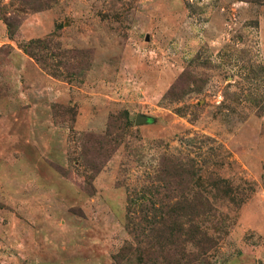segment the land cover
Wrapping results in <instances>:
<instances>
[{
	"label": "rangeland",
	"instance_id": "obj_1",
	"mask_svg": "<svg viewBox=\"0 0 264 264\" xmlns=\"http://www.w3.org/2000/svg\"><path fill=\"white\" fill-rule=\"evenodd\" d=\"M123 250L264 264V0H0V264Z\"/></svg>",
	"mask_w": 264,
	"mask_h": 264
},
{
	"label": "trees",
	"instance_id": "obj_2",
	"mask_svg": "<svg viewBox=\"0 0 264 264\" xmlns=\"http://www.w3.org/2000/svg\"><path fill=\"white\" fill-rule=\"evenodd\" d=\"M34 43H36L35 41L34 42H32V43H30V44H28L27 46H26V51H28L30 54H32V55H34L35 56V53L33 52L34 51V47H33V44ZM191 214L192 213H194L195 211H196V206L194 205V207L193 208H191ZM186 215H188V214H186ZM125 252H127V251H125V250H123L120 254H119V258H117L118 259V261L121 263H123V261H124V253ZM121 263V264H122Z\"/></svg>",
	"mask_w": 264,
	"mask_h": 264
}]
</instances>
